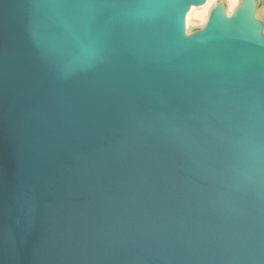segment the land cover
<instances>
[{"label": "water", "instance_id": "95a60500", "mask_svg": "<svg viewBox=\"0 0 264 264\" xmlns=\"http://www.w3.org/2000/svg\"><path fill=\"white\" fill-rule=\"evenodd\" d=\"M0 0V264H264L259 0Z\"/></svg>", "mask_w": 264, "mask_h": 264}, {"label": "rangeland", "instance_id": "374dc122", "mask_svg": "<svg viewBox=\"0 0 264 264\" xmlns=\"http://www.w3.org/2000/svg\"><path fill=\"white\" fill-rule=\"evenodd\" d=\"M241 0H211L209 6L204 8L193 9L191 17L188 19V26L186 27L187 34H191L195 31L201 30L208 19V15L211 9L219 2L224 3V7L228 15H231L238 7ZM262 1L259 0V8L257 11V17H260L263 11Z\"/></svg>", "mask_w": 264, "mask_h": 264}, {"label": "bare ground", "instance_id": "6f19581e", "mask_svg": "<svg viewBox=\"0 0 264 264\" xmlns=\"http://www.w3.org/2000/svg\"><path fill=\"white\" fill-rule=\"evenodd\" d=\"M210 2H211V0H207L206 3H205L202 7H197V8L192 7V8L190 9V11L186 14V17H185V26H186V27L188 26L187 21H188V19L191 17L193 9H198V8H204V7H207V6H209Z\"/></svg>", "mask_w": 264, "mask_h": 264}, {"label": "crops", "instance_id": "0c3cea01", "mask_svg": "<svg viewBox=\"0 0 264 264\" xmlns=\"http://www.w3.org/2000/svg\"><path fill=\"white\" fill-rule=\"evenodd\" d=\"M261 1H262V3H263V4H262V5H263L262 8H263V11H264V0H261ZM260 18L264 19V12L261 13Z\"/></svg>", "mask_w": 264, "mask_h": 264}]
</instances>
